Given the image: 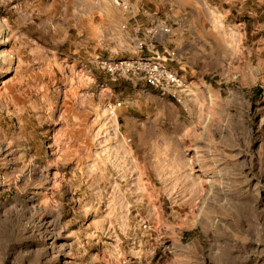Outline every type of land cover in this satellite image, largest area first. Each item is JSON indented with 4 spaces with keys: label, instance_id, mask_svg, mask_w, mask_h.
Wrapping results in <instances>:
<instances>
[{
    "label": "rangeland",
    "instance_id": "obj_1",
    "mask_svg": "<svg viewBox=\"0 0 264 264\" xmlns=\"http://www.w3.org/2000/svg\"><path fill=\"white\" fill-rule=\"evenodd\" d=\"M154 16L186 110L94 61ZM0 39V264H264V0H0Z\"/></svg>",
    "mask_w": 264,
    "mask_h": 264
},
{
    "label": "built area",
    "instance_id": "obj_2",
    "mask_svg": "<svg viewBox=\"0 0 264 264\" xmlns=\"http://www.w3.org/2000/svg\"><path fill=\"white\" fill-rule=\"evenodd\" d=\"M151 18V23L144 32H135V37L132 40V56L103 58L97 55L94 61L97 67L111 80L122 79L135 84L141 83L186 110L187 102L196 97L197 90L206 89V84L196 80L194 81L196 83L187 82L168 65L169 61L175 60L176 53L163 45L160 49L159 44L162 39L171 35L172 29L167 23V18L155 16ZM206 95L209 100V95ZM120 106V102H108L105 105L108 130L116 134L119 132L117 109Z\"/></svg>",
    "mask_w": 264,
    "mask_h": 264
},
{
    "label": "crops",
    "instance_id": "obj_3",
    "mask_svg": "<svg viewBox=\"0 0 264 264\" xmlns=\"http://www.w3.org/2000/svg\"><path fill=\"white\" fill-rule=\"evenodd\" d=\"M192 14H193V12L191 13V16H192ZM146 23H151V19H150V18L146 19ZM159 48L162 49V45H161V44H159ZM188 51H190V49H188ZM168 101H169V100H168ZM156 115H157V113H156ZM161 116H162V114H159V113H158L157 117H155L156 121L159 120V119H160L159 117H161ZM152 117H153V116H152ZM150 127H151V126H150Z\"/></svg>",
    "mask_w": 264,
    "mask_h": 264
},
{
    "label": "bare ground",
    "instance_id": "obj_4",
    "mask_svg": "<svg viewBox=\"0 0 264 264\" xmlns=\"http://www.w3.org/2000/svg\"><path fill=\"white\" fill-rule=\"evenodd\" d=\"M8 43L6 41H3L2 39H0V47H2L3 49H5L8 45Z\"/></svg>",
    "mask_w": 264,
    "mask_h": 264
}]
</instances>
